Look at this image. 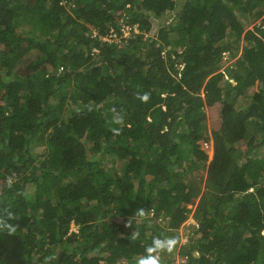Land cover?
Segmentation results:
<instances>
[{"label":"trees","instance_id":"16d2710c","mask_svg":"<svg viewBox=\"0 0 264 264\" xmlns=\"http://www.w3.org/2000/svg\"><path fill=\"white\" fill-rule=\"evenodd\" d=\"M175 8L0 0V211L18 225L0 264H135L156 236L180 238L183 264H264V0H186L146 40ZM124 23L141 32L104 40Z\"/></svg>","mask_w":264,"mask_h":264},{"label":"clouds","instance_id":"9594fccd","mask_svg":"<svg viewBox=\"0 0 264 264\" xmlns=\"http://www.w3.org/2000/svg\"><path fill=\"white\" fill-rule=\"evenodd\" d=\"M129 25L132 30L136 28L137 33L134 31L132 34L140 33L139 25H131L129 23H124ZM120 30V29H119ZM121 34V33H120ZM150 35H146L145 39L147 40ZM121 37V36H120ZM130 37V36H129ZM128 37V38H129ZM122 38V37H121ZM107 38H104V40ZM109 39V37H108ZM127 39V38H126ZM106 41V40H105ZM137 98L141 102H148L150 99V93L144 92L138 94ZM92 109L90 108L89 111ZM113 118L111 123L114 125H119L120 127H111L110 131L114 135H120L123 127L125 125L124 116L121 113H118L113 109ZM13 184V178L9 177L7 180V186L11 188ZM149 211L145 210L143 207H139L135 210L134 214L127 219L126 227H131L134 221L147 220L149 218ZM16 219L15 214L7 209L0 211V232L7 233L9 235L14 234L17 231L18 225L13 223ZM140 233L138 230H135L128 237L131 241L139 239ZM180 245V238L178 236H156L152 239L151 243L145 247L144 253L135 258V264H163V257L165 255L173 254L177 247ZM58 253L52 254L46 258V264H51V261H57Z\"/></svg>","mask_w":264,"mask_h":264},{"label":"rangeland","instance_id":"374dc122","mask_svg":"<svg viewBox=\"0 0 264 264\" xmlns=\"http://www.w3.org/2000/svg\"><path fill=\"white\" fill-rule=\"evenodd\" d=\"M175 1H176V8H175L174 11L169 12L162 19H159V20L158 19L154 20L153 18L151 19V21H152V28H151V31L148 33V35H150V36H157V33H158L159 28H161L163 25H167V23H176L177 22V19L178 18H177L176 15L178 14V11L181 9V7L183 6L184 2H186V0H175ZM261 20L257 21L255 24L256 25H260L262 23ZM253 27L254 26L251 25V27L249 29H253ZM226 58L227 59H226L225 66L227 67L233 61L232 62L230 60L228 61V54H226ZM240 105H242V102L240 103ZM206 112H207V116H208L207 125H208V128L211 129L212 124H213V121L211 120V118L209 116L208 109L206 110ZM210 143H211V146L208 149H206L207 152H208L209 161L212 160L213 155H214L213 142H210ZM39 151L43 152L44 150L41 149V148L40 149L38 148L37 149V152H39ZM188 208H189V210H191V213L189 215V219L187 220V222L179 230L181 239H183V242L185 241L186 243L188 242L189 234H191V232L194 231L193 230L194 225L192 223L195 221V216H194L195 207L188 206ZM70 231L71 232H78V227L75 226V224H72ZM178 253H179V250H177L175 252V258H176L177 262L181 264L182 262H185L186 259L180 257L178 255Z\"/></svg>","mask_w":264,"mask_h":264},{"label":"built area","instance_id":"2783aa9c","mask_svg":"<svg viewBox=\"0 0 264 264\" xmlns=\"http://www.w3.org/2000/svg\"><path fill=\"white\" fill-rule=\"evenodd\" d=\"M134 31L136 33L138 32V31H136V28H134V30H132V28L129 25L123 24L122 27L120 28L119 32L112 30V33L109 35V39L107 38L105 40L111 41V42H119L121 37L122 38H128L132 34V32H134ZM182 69L183 68H181V71H182ZM204 145H205V148L208 149L211 146V143H205ZM192 224L194 225V227L196 229L199 228L198 224L195 221ZM184 243H186V242L184 241ZM181 264H183V263H181Z\"/></svg>","mask_w":264,"mask_h":264}]
</instances>
